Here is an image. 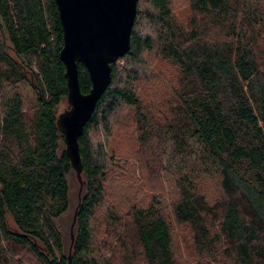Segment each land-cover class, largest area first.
Wrapping results in <instances>:
<instances>
[{
	"label": "trees",
	"instance_id": "obj_1",
	"mask_svg": "<svg viewBox=\"0 0 264 264\" xmlns=\"http://www.w3.org/2000/svg\"><path fill=\"white\" fill-rule=\"evenodd\" d=\"M187 1L184 22L172 0L138 2L130 51L112 65L79 139L83 182L67 250L58 223L74 171L57 125L68 96L58 8L55 0H0V264H24V255L38 264H181L159 201L133 204L126 221L107 213L120 263L95 255L92 223L116 165L93 135L102 127L110 137L123 107L134 110L142 146L164 150L177 191L172 214L192 233L196 264H264V0ZM154 51L175 77L171 97L159 102L160 124L137 90L138 68ZM78 69L87 94L89 72ZM28 84L37 94L30 114L19 91ZM211 181L221 192L215 202L202 188Z\"/></svg>",
	"mask_w": 264,
	"mask_h": 264
},
{
	"label": "rangeland",
	"instance_id": "obj_2",
	"mask_svg": "<svg viewBox=\"0 0 264 264\" xmlns=\"http://www.w3.org/2000/svg\"><path fill=\"white\" fill-rule=\"evenodd\" d=\"M172 10L176 19L183 22L190 14L187 0H172ZM0 41L6 42L1 24ZM143 59L144 64L138 68L140 83L137 90L145 108H151L149 113L154 114L155 124H160L164 117L159 110V102L171 97L175 78L174 67L166 63L157 51L146 53ZM19 91L23 98L24 111L27 114L32 113L37 105L36 92L29 84L22 85ZM69 109L70 105L66 98L58 107V116ZM136 120L134 110L123 107L112 118L110 137L106 136L102 127L93 135L95 143L101 141L103 144H108L106 147L108 156L116 165L113 175L111 174L112 181L108 186V202L98 209L92 223L95 255L100 260L120 263V254L115 248L117 240L110 237L112 232L107 223V213H116L126 221L133 204L148 205L152 201H159L173 227L174 249L178 261L181 264H196L198 257L193 250L192 233L188 227L176 223L172 214L170 204L176 197L177 191L173 176L163 171L164 167H167V160L162 156L164 150L155 145L142 146ZM118 167L122 170L117 169ZM113 176H118L120 180L114 181ZM69 184L70 208L58 223L67 250L71 244L72 224L81 196L80 185L74 172L69 178ZM202 188L212 202L221 197L216 181L205 182ZM20 261L24 264L39 263L26 255L21 256Z\"/></svg>",
	"mask_w": 264,
	"mask_h": 264
},
{
	"label": "water",
	"instance_id": "obj_3",
	"mask_svg": "<svg viewBox=\"0 0 264 264\" xmlns=\"http://www.w3.org/2000/svg\"><path fill=\"white\" fill-rule=\"evenodd\" d=\"M140 0H55L64 34L60 59L65 66L70 109L57 119L68 155L81 185L83 163L79 139L98 101L112 82V65L131 48V36ZM79 64L89 72L92 87L85 94L79 82ZM72 224V229L75 225ZM73 238V235H72Z\"/></svg>",
	"mask_w": 264,
	"mask_h": 264
}]
</instances>
